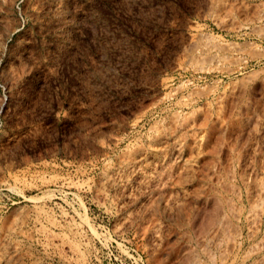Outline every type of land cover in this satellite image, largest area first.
<instances>
[{
    "label": "rangeland",
    "instance_id": "obj_1",
    "mask_svg": "<svg viewBox=\"0 0 264 264\" xmlns=\"http://www.w3.org/2000/svg\"><path fill=\"white\" fill-rule=\"evenodd\" d=\"M0 264H264V0H0Z\"/></svg>",
    "mask_w": 264,
    "mask_h": 264
}]
</instances>
